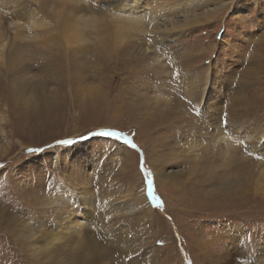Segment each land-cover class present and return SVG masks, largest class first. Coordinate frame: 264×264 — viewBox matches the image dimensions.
Returning <instances> with one entry per match:
<instances>
[{
  "label": "rangeland",
  "instance_id": "rangeland-1",
  "mask_svg": "<svg viewBox=\"0 0 264 264\" xmlns=\"http://www.w3.org/2000/svg\"><path fill=\"white\" fill-rule=\"evenodd\" d=\"M219 1L187 12L200 15ZM104 2H0V32L10 43L0 53V264H83L65 228L85 210L93 212L103 264H223L227 255L228 264H264V0H228L170 35L163 18L117 23L109 15L121 4ZM199 89L210 95L194 110L203 120L214 107L226 117L234 104L233 139L241 152L256 146L237 163L245 170H222L228 142L206 149L213 128L208 135L175 131V113L195 108ZM152 108L163 112L150 117ZM222 129L228 136L226 124ZM161 162L173 172L168 184L154 171ZM141 187L152 208L143 222L128 210L101 232L96 203L127 202ZM57 193L71 196L51 211L45 200ZM30 216L49 221L59 240L47 246L39 238L35 252L19 249L13 226Z\"/></svg>",
  "mask_w": 264,
  "mask_h": 264
},
{
  "label": "bare ground",
  "instance_id": "bare-ground-1",
  "mask_svg": "<svg viewBox=\"0 0 264 264\" xmlns=\"http://www.w3.org/2000/svg\"><path fill=\"white\" fill-rule=\"evenodd\" d=\"M10 0H0L1 4H5L8 3ZM170 1V0H168ZM214 0H173V2L175 4L172 3H161L160 0H146L144 1L143 4H147L146 6L143 5L142 8V4L139 5V1L138 0H105V2L103 3L104 7H108L111 5H116L117 4H121L119 9H116L114 12H110V18H115L116 22L120 24L123 23V21H121L122 19H124L125 21L129 22V24H133V22H135V20H140L145 18V21H148V25H153L155 22L158 21V19H165V21H168L167 23L169 24L170 29H172L173 31L171 32H164L165 35L170 33L172 34L174 32V29L178 28V31H180L182 29V27H184V25L187 24H192V23H196L197 21H203L208 19L209 17L217 14L220 10H222L228 0H220L218 6L215 5V7L217 6V8L213 7L212 9L208 8L207 10H203L202 12H200L201 14L198 15L199 13H188L187 11L195 9L196 5H208L210 3H212ZM232 1V0H231ZM234 1V0H233ZM10 4V3H9ZM200 6V7H201ZM199 7V6H198ZM7 8V7H6ZM9 8V7H8ZM103 8V7H102ZM206 8V7H205ZM113 9V8H112ZM144 9H146L145 11H143ZM140 10V11H139ZM105 11V9H104ZM107 11V10H106ZM140 12H142V14H140ZM168 12V16L167 19L164 18L165 15L163 13ZM184 12V13H183ZM107 12H105V16ZM2 14V13H1ZM179 14V16H182V22L181 23H177L174 22V18H172V16ZM210 14V15H209ZM94 15V14H93ZM101 15V14H100ZM1 16V15H0ZM104 17V16H103ZM101 17V18H103ZM93 18V17H92ZM109 18V17H107ZM127 19V20H126ZM96 20V19H95ZM98 20V19H97ZM99 22V21H97ZM106 23V22H105ZM159 23V22H158ZM165 23V22H164ZM198 23V22H197ZM103 24V23H102ZM138 26V25H137ZM105 27V26H104ZM130 26H128L129 28ZM165 30L168 29V27L164 28ZM157 30V29H156ZM163 30V29H162ZM152 31V30H151ZM169 31V30H168ZM177 31V29L175 30ZM150 32V31H149ZM16 34V33H15ZM14 34V35H15ZM49 36V35H48ZM51 36V35H50ZM57 36V34H56ZM6 35H4V33L2 34L0 32V53H3L4 50H7L9 48V41L7 40ZM59 37V36H58ZM151 37V36H150ZM160 37V36H159ZM162 37V36H161ZM62 38V37H61ZM65 38V37H64ZM62 38V39H64ZM158 38V37H156ZM57 39V37H56ZM50 40V39H49ZM58 41V40H57ZM43 42V39H42ZM49 42V41H48ZM63 42V41H62ZM61 42V43H62ZM105 46V45H103ZM5 57V56H4ZM13 59H16L13 57ZM7 62V61H6ZM199 71L200 68H198ZM179 78V77H178ZM187 87V86H186ZM192 89L195 91L196 86H191ZM190 87V88H191ZM198 88V87H197ZM229 89L233 90L234 88H230ZM233 92V91H232ZM197 93V92H196ZM203 89H199L198 93L196 94L198 97V102L197 105L195 106V108H191V110L189 111H185V112H176L174 115L173 119H178L177 121V125H174L175 127V131L178 133L183 132V129L186 128L188 131L189 130H194L196 132L199 133H203V134H209L207 130H209L210 128H213L214 132V136L212 137L211 134H209V138L210 140V144L209 147L206 146V149L209 148V150H213L216 146L218 145H222L224 142H228L227 145V155H228V159L227 162L225 163L224 167H223V171L226 173L229 172H233V168L236 167L237 169H244V167L241 165L240 167H238L239 160L240 158H247V153L248 151H253L255 150L254 145L249 149L246 150L247 152L242 151L241 149L243 148V145L236 142L233 138H235V136L232 135V131L234 130V128H236V122L239 120V116L237 114V112H235V107L233 104V109L235 110H231V112H229V114L226 117H220L218 115H216V109L214 107L213 110V115L210 118H207L205 120H203V118L200 116V114H197V111H194L202 102V100H205L207 98L210 97V95L204 94V98H203ZM193 95V94H192ZM194 96V95H193ZM233 98L235 96H232ZM190 98L192 99V97L190 96ZM194 100H196L194 98ZM207 101V100H206ZM164 102V101H163ZM166 102V101H165ZM186 109V108H184ZM149 110V109H148ZM153 110V111H152ZM167 111V110H166ZM165 111V113H167ZM162 110L158 109H151V114H149L150 117H152L153 115L157 114V113H162ZM199 113V112H198ZM240 114V113H239ZM161 115V114H159ZM151 119V118H150ZM167 118H165V116H160L157 120L162 123L163 121H167ZM147 120H149V118H147ZM173 121V120H172ZM171 121V122H172ZM176 121V120H175ZM174 121V122H175ZM140 122H142V124L147 123L148 121H146V119L141 120ZM155 122V121H154ZM159 122V123H160ZM176 124V123H175ZM226 124L227 129L230 130L229 135L227 136L225 134V131L222 129V127ZM180 125V126H179ZM160 129V128H158ZM166 129V128H164ZM173 129V128H172ZM167 130V129H166ZM192 130V131H193ZM160 133V132H159ZM180 134V135H181ZM163 135V134H162ZM177 135V134H176ZM251 137V136H250ZM164 138V137H163ZM162 138V139H163ZM175 140V139H174ZM248 140V139H247ZM251 140L249 139L247 141V143L245 144L246 146L250 145L252 142H250ZM249 142V143H248ZM191 144V143H190ZM149 146V145H148ZM194 146H192V144L190 145V148L193 149ZM147 148V147H146ZM189 148V149H190ZM246 148V147H245ZM191 149V150H192ZM147 150V149H145ZM152 150V149H151ZM217 152V151H216ZM148 153V152H147ZM206 153V152H205ZM210 153V152H208ZM207 153V154H208ZM149 154V153H148ZM158 155V154H157ZM203 155V153H202ZM165 156V155H163ZM207 156V155H206ZM189 157V156H188ZM257 157V156H255ZM260 157V156H259ZM165 158V157H164ZM190 158V157H189ZM192 161H195L198 157L197 154L193 155L192 157ZM254 158V157H253ZM250 159V158H249ZM161 160V159H160ZM165 160V159H164ZM188 160V159H187ZM190 160V159H189ZM248 160V159H247ZM198 161V160H197ZM197 165L198 162H195L193 164V166H190L188 168V172L189 174H194V172H196L197 170ZM154 168V171L157 175L158 181L161 183L162 181H166L165 183H169L171 176L173 174V172L171 171V169H168L165 171L164 169V163H158L156 164ZM213 166V165H212ZM201 167V166H200ZM199 167V169H200ZM209 167V166H208ZM211 167V166H210ZM212 168V167H211ZM198 169V171H199ZM202 169V167H201ZM249 169V168H247ZM210 170V169H209ZM245 170V169H244ZM211 171V170H210ZM214 171V169H213ZM212 171V172H213ZM248 171V170H247ZM222 171H220L221 173ZM236 173V171L234 172ZM240 173V171H239ZM218 174V172H217ZM222 174V173H221ZM237 174V173H236ZM234 175V174H233ZM241 175V174H239ZM238 175V176H239ZM202 176V175H201ZM210 176V175H209ZM226 176V175H225ZM235 176V175H234ZM233 176V177H234ZM243 176V175H242ZM248 177V176H247ZM237 178V176H236ZM235 178V179H236ZM242 178V177H240ZM246 178V176H245ZM223 179V178H222ZM226 179V178H225ZM228 179V178H227ZM230 179V178H229ZM244 179V177H243ZM246 180V179H244ZM222 181V180H221ZM224 181V180H223ZM241 182V181H240ZM248 182V180H247ZM246 182V183H247ZM242 183V182H241ZM249 183V182H248ZM220 184V183H219ZM218 184V185H219ZM222 184V183H221ZM175 185V184H174ZM242 185V184H241ZM247 185V184H246ZM245 185V186H246ZM176 186V185H175ZM177 187V186H176ZM142 188V187H141ZM140 188V189H141ZM137 189V188H136ZM144 188H142V193L138 194L137 197H131L127 200V202L121 203H114V202H110L107 201L105 199L99 200V203L96 205L99 206L102 211L104 212V216L100 217V215L98 216V229L102 232V230H106L108 231V227L113 226L114 224H116L117 221H119V219L124 215V213L128 210H130V212H135V217L136 219H140L144 218V216H146V213L151 211V206L148 204L147 198L144 195L143 192ZM59 195V193H57ZM86 194V193H85ZM54 196V195H53ZM71 193H64L61 195H59V199H55L52 200L51 197H49L48 200H45V203L48 207H55L56 205H59L62 207V204L66 203L68 201V198L65 197H70ZM81 199H86L85 195H80ZM126 203H128V206L126 205ZM90 204V203H89ZM95 205V206H96ZM57 207V206H56ZM60 207V208H61ZM69 208V206H68ZM50 209V208H49ZM55 209V208H54ZM59 209V208H57ZM56 209V210H57ZM63 209V207H62ZM65 209V207H64ZM79 209V208H78ZM48 210V209H46ZM61 210V209H60ZM59 210V211H60ZM53 211V209L51 210ZM57 211V212H59ZM68 211V210H67ZM71 211V210H70ZM48 212V211H46ZM50 212V211H49ZM48 212V214H49ZM55 212V210H54ZM53 213V212H52ZM69 213V212H68ZM78 213V212H77ZM82 213V212H80ZM56 214V213H55ZM70 214V213H69ZM71 215V214H70ZM79 215V219H77V221L74 222H67L70 223L69 225H66V229H68L71 233H73L76 238H77V242L79 244L78 249L81 251L82 257L83 259L86 260V262H83V264H103L100 263L99 261L101 260V256L100 257H96V253L97 250L100 251V249H98L99 245L93 244L96 236V232H94L95 228L90 227V225L93 224V212L92 211H84L83 214H78ZM49 216V215H48ZM59 216V215H58ZM57 216V217H58ZM31 217V216H30ZM67 218V217H66ZM65 218V219H66ZM103 218V219H102ZM32 219V220H31ZM58 219V218H57ZM69 219V218H68ZM72 219V218H71ZM50 220V218L48 219ZM70 220V219H69ZM73 220V219H72ZM143 219H141L142 221ZM28 221V222H27ZM26 222L22 221L19 222L18 224H14L15 221H13V238L15 239L16 245L19 247V249H23L24 247L27 250H32L35 252L36 249H38V245H37V239L41 238L42 240H47L46 241V245H50L55 241H58L59 238L54 237V233L52 232V224H48L49 221H43L42 219L39 220V218H35V217H31L29 218V220H27ZM66 221V220H65ZM143 222V221H142ZM66 223V222H65ZM107 225V226H106ZM62 225L60 226H56V228H60ZM55 230V229H54ZM69 232V233H70ZM94 232V233H93ZM56 233V232H55ZM59 233V232H58ZM57 233V234H58ZM220 234V233H219ZM67 236L66 234H64V237ZM74 236V237H75ZM220 236V235H219ZM59 237V236H58ZM69 237V236H68ZM2 238V237H1ZM73 238V237H72ZM4 239V238H3ZM2 239V240H3ZM62 239V238H61ZM60 239V240H61ZM67 239V238H66ZM74 239V238H73ZM5 240V239H4ZM44 241V242H45ZM68 242V241H67ZM66 242V243H67ZM75 242V241H74ZM76 242V243H77ZM98 242V241H97ZM60 244V242H57ZM96 243V242H95ZM101 248V246H100ZM1 250V249H0ZM72 251V250H71ZM76 251V250H75ZM98 251V252H99ZM242 251V250H241ZM75 253V252H74ZM78 253V252H77ZM240 253V252H239ZM101 254V253H100ZM241 254V253H240ZM103 255V254H102ZM237 256V255H236ZM7 256H4V258ZM244 258V257H243ZM231 259H233V257L231 255H227L224 257V263L223 264H228L229 262L231 263ZM73 260V259H72ZM78 260V259H77ZM236 260V259H235ZM238 260V259H237ZM243 260V259H242ZM240 261V260H239ZM78 263V262H77ZM243 261L241 262H237L236 264H242Z\"/></svg>",
  "mask_w": 264,
  "mask_h": 264
}]
</instances>
